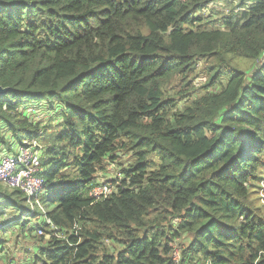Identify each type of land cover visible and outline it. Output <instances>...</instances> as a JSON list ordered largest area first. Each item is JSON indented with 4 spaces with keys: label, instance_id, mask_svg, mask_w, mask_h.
Segmentation results:
<instances>
[{
    "label": "trees",
    "instance_id": "16d2710c",
    "mask_svg": "<svg viewBox=\"0 0 264 264\" xmlns=\"http://www.w3.org/2000/svg\"><path fill=\"white\" fill-rule=\"evenodd\" d=\"M234 1L0 0V160L43 147V210L0 187L29 263L264 264V0Z\"/></svg>",
    "mask_w": 264,
    "mask_h": 264
},
{
    "label": "rangeland",
    "instance_id": "374dc122",
    "mask_svg": "<svg viewBox=\"0 0 264 264\" xmlns=\"http://www.w3.org/2000/svg\"><path fill=\"white\" fill-rule=\"evenodd\" d=\"M231 4L233 6H236L238 4L237 0H235ZM229 10H230V4L223 3L217 6H213L211 9L206 10L203 13L204 14L203 16L208 18L209 20H215L219 16H222L223 13H226ZM236 63L238 62L236 61ZM242 67L244 69H247L249 67V64L242 65ZM50 116H51L50 113H46L45 110L41 109V112L37 113L34 119L35 121L41 120V123L44 126V125H47V122L50 120ZM52 120L53 122L51 123L52 124L51 128H54L59 124L60 120H58L57 118H52ZM47 135H49V133L46 134L45 137H47ZM109 177H112V178L121 177L118 164H115L114 166L109 165L106 173L104 174L101 173L99 175L98 177L99 183L105 184L106 182H111V179H109ZM0 187L3 189V191L7 192L9 195L13 194L14 192L13 190L9 189L8 186L3 185L1 183H0ZM13 196H15L13 198L15 208H12L8 213L5 214V216H7L8 214L12 218H14L16 221H20L21 218L25 217V214H26L25 211H30V208L31 210L33 208H36L35 211L44 209L43 207H39L37 202H33V204L27 203L26 196H23L22 194L13 195ZM17 210L19 212H17ZM0 217L1 219L4 218L2 217V215H0ZM11 227L12 226H6L5 228L3 227L4 229H2V231L7 230ZM15 230L16 229H13L7 233H0V245H1L0 246V264H31L29 263V260H31V257L29 255L27 256V252L33 249L36 250L37 245L35 244V241H33V239H31L30 237L25 238L24 236H21V235L18 236L17 235L18 232L15 233ZM37 235L40 236L41 234L37 232ZM42 244H45V243L42 242ZM175 258L179 259V252H175Z\"/></svg>",
    "mask_w": 264,
    "mask_h": 264
},
{
    "label": "built area",
    "instance_id": "2783aa9c",
    "mask_svg": "<svg viewBox=\"0 0 264 264\" xmlns=\"http://www.w3.org/2000/svg\"><path fill=\"white\" fill-rule=\"evenodd\" d=\"M42 153L41 144L33 142L27 147H21L18 155L3 157L0 160V182L20 190L29 199L38 197L45 185L41 177ZM110 193V187L99 185L91 190L90 197L99 201Z\"/></svg>",
    "mask_w": 264,
    "mask_h": 264
},
{
    "label": "water",
    "instance_id": "95a60500",
    "mask_svg": "<svg viewBox=\"0 0 264 264\" xmlns=\"http://www.w3.org/2000/svg\"><path fill=\"white\" fill-rule=\"evenodd\" d=\"M8 90L0 87V96L7 94Z\"/></svg>",
    "mask_w": 264,
    "mask_h": 264
}]
</instances>
